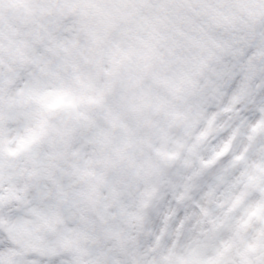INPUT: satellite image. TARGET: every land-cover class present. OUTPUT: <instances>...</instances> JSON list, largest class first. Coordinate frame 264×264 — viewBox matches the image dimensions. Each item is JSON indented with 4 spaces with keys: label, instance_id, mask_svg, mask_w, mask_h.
Segmentation results:
<instances>
[{
    "label": "snow or ice",
    "instance_id": "6c2138e0",
    "mask_svg": "<svg viewBox=\"0 0 264 264\" xmlns=\"http://www.w3.org/2000/svg\"><path fill=\"white\" fill-rule=\"evenodd\" d=\"M0 264H264V0H0Z\"/></svg>",
    "mask_w": 264,
    "mask_h": 264
},
{
    "label": "rangeland",
    "instance_id": "374dc122",
    "mask_svg": "<svg viewBox=\"0 0 264 264\" xmlns=\"http://www.w3.org/2000/svg\"><path fill=\"white\" fill-rule=\"evenodd\" d=\"M9 22L13 24V26H17L22 24V21L19 17L15 14V11L12 10V14L9 16Z\"/></svg>",
    "mask_w": 264,
    "mask_h": 264
}]
</instances>
